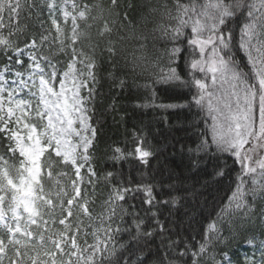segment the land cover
<instances>
[{"label": "snow or ice", "instance_id": "1", "mask_svg": "<svg viewBox=\"0 0 264 264\" xmlns=\"http://www.w3.org/2000/svg\"><path fill=\"white\" fill-rule=\"evenodd\" d=\"M112 5H116V0H112ZM92 7L87 3L78 4L76 0L30 3L33 12L47 11L56 35L51 40L49 35H42L39 43L33 37L21 48L12 39L22 31L18 24L21 0H0V53L8 60L0 68V134L8 141L7 152L12 156L18 153L16 163H9L6 156L0 154V264H134L126 259V252L118 253L115 246L109 248L108 245L112 234L121 231L119 224H112L117 209L121 216L127 211L121 202L140 191L143 192L142 203L148 207L143 216L135 211L130 213L135 227L133 239L140 234L152 235L143 230L145 218L155 219L157 215L152 211L157 201L151 185L142 189L114 186L105 202V213L97 217L106 224L104 240L98 238V230L89 233L90 225H85L82 219L77 218L75 224L69 219L74 215V203L83 215L92 219L87 201L80 199L83 182L80 170L91 159L89 149L95 138L88 104L97 83L96 62L82 48L76 47L82 37L87 38L80 32L78 21L89 19ZM165 9V14L175 24L164 28L163 34L174 42L185 38L190 55L187 83L196 90L192 97L195 105L210 119L211 138L201 139L196 151L227 153L235 158L240 171L231 201L239 209L247 205L246 196L255 199L264 193V0H188L187 3L175 0L174 15L167 10V5ZM57 13L65 24L69 19L72 22L67 52ZM5 14L8 25L3 22ZM5 28L8 29L6 34ZM186 29H190L187 34ZM111 32L112 28L104 21L100 35ZM45 42L50 46L58 45L59 53H70L63 69H58L50 57L42 53ZM107 51L110 57L117 55L111 42ZM179 51V47L171 49L172 62ZM25 55L29 60L27 72L16 71L12 66L13 56L15 64L20 65L23 64L20 57ZM197 73L202 75L198 77ZM161 80L181 81V77L176 68H169ZM82 91L86 95H81ZM142 144V140L138 141L135 152L147 164L152 152ZM46 152L49 157L42 167L41 158ZM115 152L119 154L117 158L123 155L120 149ZM53 153L61 163L71 165L77 177L71 181L72 195L66 202L62 197L69 194L53 176ZM88 171L91 176L95 175L91 167ZM45 175L54 181L56 191L46 190ZM63 175L66 173H57V176ZM91 182L89 179L88 183ZM176 202L175 197L171 201H160ZM129 207L135 209V205ZM57 208L60 209L58 219ZM57 223L62 229L53 231ZM156 223L163 232L164 225L158 220ZM208 231L213 235H206L203 243L195 247L185 243L177 252L178 258L188 256L187 264H199V257L205 255L214 242L223 243L221 230L215 223L209 225ZM89 235L94 238L93 243L88 242ZM172 243L179 247L180 242ZM128 251H132L131 247ZM258 251L261 252L258 264H264V248ZM223 255L225 264H231L227 253Z\"/></svg>", "mask_w": 264, "mask_h": 264}, {"label": "trees", "instance_id": "2", "mask_svg": "<svg viewBox=\"0 0 264 264\" xmlns=\"http://www.w3.org/2000/svg\"><path fill=\"white\" fill-rule=\"evenodd\" d=\"M33 2L42 3V0H21L18 24L22 31L12 37L21 48L33 37L39 43L42 35H49L50 40L56 35L47 11L37 13L29 8ZM81 3L93 5L89 19L79 23L80 32L87 38L82 37L76 47L82 48L96 62L97 83L89 105L95 129L90 165L95 175L91 176L85 169L80 173L83 178L80 199L87 201L91 221L75 203L70 221L75 224L77 218L82 219L85 225H90L89 233L98 230V238L104 240L106 224L97 217L105 213V202L114 186L142 189L151 185L157 201L152 211L157 215L155 219L145 218L143 230L152 235L140 234L133 239L135 227L130 213L135 211L143 216L148 207L142 203L143 192H136L126 197V202H121L127 211L121 216L117 209V215L112 218L113 226L119 224L121 231L112 234L109 248L115 246L118 253L126 252V259H131L134 264L137 261L187 264L188 256L178 258L179 249L185 243L191 247L203 243L206 235H213L208 229L215 223L221 230L223 243L214 242L208 252L199 257V264L223 262L224 253L230 256L233 264H258L261 257L258 249L264 248L261 244L264 243V221L258 218L247 224L241 222L244 226L241 227L231 208L239 164L227 153L196 151L201 139L211 138L210 119L195 105L192 97L196 90L187 83L190 55L185 38L174 42L163 34L164 28L175 24L165 14V5L175 14V0H116L115 6L112 0H79L78 4ZM104 21L108 22L112 32L102 36L100 30ZM3 22L9 24L7 14ZM7 31V28L3 29L4 34ZM188 31L190 29L185 30L186 34ZM110 42L117 50L115 57H110L107 51ZM58 47L45 42L41 51L58 69H63L69 57L59 53ZM173 47L180 48L174 62L169 57ZM13 59L12 64L15 63ZM237 59L242 61L241 56ZM7 63V57L0 53V68ZM169 68H176L184 83L162 81L161 76ZM140 140L143 141L141 146L152 152L147 164L135 152ZM7 144L0 134V154L8 155ZM116 149L123 153L119 158ZM48 157L47 152L41 160L42 167ZM51 159L53 176L69 194L62 197L66 202L72 195L71 181L77 177L73 168L61 163L54 153ZM57 173L66 175L57 176ZM89 179L91 183H88ZM43 181L47 182L48 190H57L54 181L46 175ZM174 197L177 198L174 204L160 203ZM129 205H135V209ZM59 215L57 208V219ZM148 216L151 217V213ZM157 220L164 225L163 232L157 226ZM61 229L58 223L53 226V231ZM257 239L260 240L258 248L248 245L249 241L252 243ZM173 241L180 242L179 247ZM88 242H94L92 235Z\"/></svg>", "mask_w": 264, "mask_h": 264}, {"label": "rangeland", "instance_id": "3", "mask_svg": "<svg viewBox=\"0 0 264 264\" xmlns=\"http://www.w3.org/2000/svg\"><path fill=\"white\" fill-rule=\"evenodd\" d=\"M76 2L78 3L79 0H76ZM69 10L71 11V9H69ZM56 18L58 19V21L61 22V27H62L63 32H64V36L62 37V39L65 42V50L67 52L68 45L70 44V36H71L72 22H71V19H69L68 22L65 24L63 22L62 16L59 13L56 14ZM83 21H86V20H79L78 21V24L80 22H83ZM67 55H68V57L70 59V53L67 54ZM13 57H14L13 60L15 62L16 57L15 56H13ZM20 58L23 60V64L17 65V64L14 63V64H12V66H13V68L16 71H20V72L26 73L27 70H28V64H29L28 57L25 55V56H21ZM69 59L66 61V64L68 63ZM9 78H11V77H9ZM58 79H59V77H58ZM81 95H86V92H83L82 91ZM33 103H35V101H33ZM89 104H90V102H89ZM89 104H88V107H89ZM93 142H94V139H93ZM92 145H93V143H92ZM91 150H92V146L89 149V153H90ZM17 157H18V153L16 154V156H12L11 154H9V156H6V158L9 160V163H16ZM42 158H41V160H42ZM89 167H90V161L88 163H86L84 165V167H82L81 169H83V168L89 169ZM43 183L45 185L46 190H48V184H47V182L46 181H43ZM249 186H250V184L248 186H246V189ZM246 200H247V205L244 206V207H241L239 209H237L235 207V202L234 201H232V204H231V208H232L234 214L237 215V219L239 220V225L241 227H244L241 222L247 224V223H250L253 219H258V218H261L262 221H264V219H263L264 218V193L258 194L255 199H253L251 195H248V196H246ZM259 242L260 241L257 239L250 246L252 248H257L258 247L257 244H259ZM220 264H225V262L224 263H220Z\"/></svg>", "mask_w": 264, "mask_h": 264}]
</instances>
